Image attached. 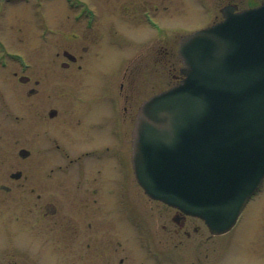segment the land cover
Listing matches in <instances>:
<instances>
[{
    "label": "flooded vegetation",
    "instance_id": "af4514ba",
    "mask_svg": "<svg viewBox=\"0 0 264 264\" xmlns=\"http://www.w3.org/2000/svg\"><path fill=\"white\" fill-rule=\"evenodd\" d=\"M50 1L0 0V264H36L29 251L36 239L48 246L58 263L128 264V225L122 227L113 219L114 191L107 185L118 154L108 163L104 160L108 175L97 182L101 162L86 170L83 159L93 155L99 143L79 145L85 139L80 112L73 110V100L65 106L69 94L73 99L79 95L69 90L53 96L41 89V83L67 81L69 76L89 80L108 72L115 89L119 83L121 102L127 101L128 77L134 75L133 69L128 74V55L148 44L152 30L164 34L176 28L154 18L151 12L159 9L149 0H64L66 9L55 11L46 9ZM19 2L30 10L27 30L19 15L5 19L4 8ZM192 3L205 21L214 18L210 23L218 21L229 4L236 10L244 7L236 0ZM137 14L152 29L139 41L132 40L144 31ZM129 25L134 27L128 29ZM127 107L110 104L106 112L119 126L120 161L127 154L122 146ZM69 189L77 199L64 202L61 193ZM74 202L78 207L68 208ZM86 220L90 223L85 234ZM172 220L182 227L186 217L175 213ZM112 254H118L117 260Z\"/></svg>",
    "mask_w": 264,
    "mask_h": 264
},
{
    "label": "water",
    "instance_id": "95a60500",
    "mask_svg": "<svg viewBox=\"0 0 264 264\" xmlns=\"http://www.w3.org/2000/svg\"><path fill=\"white\" fill-rule=\"evenodd\" d=\"M186 79L150 97L132 163L151 198L230 230L264 177V2L182 39Z\"/></svg>",
    "mask_w": 264,
    "mask_h": 264
},
{
    "label": "rangeland",
    "instance_id": "374dc122",
    "mask_svg": "<svg viewBox=\"0 0 264 264\" xmlns=\"http://www.w3.org/2000/svg\"><path fill=\"white\" fill-rule=\"evenodd\" d=\"M194 1L149 0L150 5L153 3L159 9L157 13L151 12L154 18L163 22L167 27H175L176 32L174 33L170 31H165L164 34L156 33L150 27L148 28L140 15L137 14L138 19L143 21L139 27H142L144 31L143 33L140 32L141 35L132 37V40L139 41L141 38L148 36L151 30L154 34L148 44L135 50L134 54L128 55L130 59L128 74L130 75L133 69L134 75L128 77V100L124 101L122 99L121 102L123 105L128 106L126 141L122 142L127 154L123 160H119V150L121 149V145L118 143L119 126L114 119L106 114L108 107L116 99V94L119 92V83L116 84L115 89L114 81L110 79L108 72L96 78L89 77L91 79L82 81H78L79 79L75 76H69L66 79L67 81H42L41 89L49 90L53 96L58 93L67 94L70 91L79 95L78 98L73 99L70 97L71 94L68 93L69 96L65 98V106L73 105V110L80 112V126L85 130L83 135L85 139H80L79 145H87L88 147L89 141L99 143L94 154H89L86 160L83 159L86 170L90 169L95 163L101 162L102 165L99 168L101 172H97L96 176L97 182L100 183L105 180L108 175L106 164L110 157H113L116 152L118 154L117 159H114V168L111 171L109 170L110 181L107 185L114 191L110 200L115 208L113 219H116L117 224L125 227V214L128 213V264H152L148 260H146V263L143 262V259H147L146 251L150 256L164 252L168 256V260L174 263L177 262V264H198L199 262L203 264H264V180L256 194L243 209L239 222L228 233L209 238L207 228L198 218L186 217L182 227H179L172 220L176 210L153 201L143 194L142 189L137 186L131 171V130L137 108L147 97L178 83L177 69L181 65V61L177 56L179 38L185 33L209 24L211 20L214 21V18L205 21L199 10L193 7L192 2ZM236 1L243 6H246L249 2H254V0ZM64 4V0H51L46 9L52 11L56 9L65 10ZM162 6L167 8L163 10ZM27 9L29 7L22 2L6 6L4 8L6 21L12 20V18L15 19L16 15H19L21 21H24L22 25L27 30L29 22L27 13L30 11L27 12ZM171 9L172 14H170ZM128 10L131 11V7ZM133 27L134 25H129L128 29ZM132 31L134 29L129 30V32ZM74 68L75 66H72L71 70ZM126 89V86H124V94ZM71 100H73L72 104ZM94 120H96L95 123ZM36 128L39 129V132L42 129L39 123H37ZM105 159L107 163L104 161ZM61 194L64 202L66 198L73 201L77 199V196H75L77 193L72 189ZM68 206V208L78 207L76 202ZM130 207H138L132 210V216L129 214ZM140 212H143V214L140 219H137L134 214L139 215ZM88 223H90L88 220L84 222L85 234L89 228ZM122 227H119V231L125 233L126 231ZM135 235H137L138 240H136ZM147 236L152 237L149 239ZM85 240L88 239L85 238ZM40 244L41 242L36 239L29 246V251L36 256V264H57L58 260L54 254L49 252L48 246ZM119 250H122V248ZM112 256L117 260L118 254H112ZM58 264L62 263L59 262ZM162 264L170 263L165 260Z\"/></svg>",
    "mask_w": 264,
    "mask_h": 264
}]
</instances>
